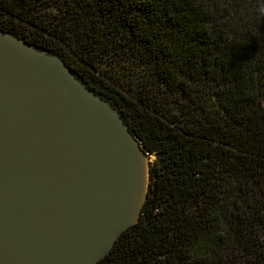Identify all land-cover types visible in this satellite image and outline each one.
I'll return each mask as SVG.
<instances>
[{
	"label": "trees",
	"instance_id": "1",
	"mask_svg": "<svg viewBox=\"0 0 264 264\" xmlns=\"http://www.w3.org/2000/svg\"><path fill=\"white\" fill-rule=\"evenodd\" d=\"M40 1L0 0V29L77 67L157 158L139 223L98 264H264V0H64L52 18ZM122 50L192 116L105 82Z\"/></svg>",
	"mask_w": 264,
	"mask_h": 264
},
{
	"label": "water",
	"instance_id": "2",
	"mask_svg": "<svg viewBox=\"0 0 264 264\" xmlns=\"http://www.w3.org/2000/svg\"><path fill=\"white\" fill-rule=\"evenodd\" d=\"M150 187V155L112 103L0 29V264H98Z\"/></svg>",
	"mask_w": 264,
	"mask_h": 264
},
{
	"label": "rangeland",
	"instance_id": "3",
	"mask_svg": "<svg viewBox=\"0 0 264 264\" xmlns=\"http://www.w3.org/2000/svg\"><path fill=\"white\" fill-rule=\"evenodd\" d=\"M39 6L36 15L55 14L60 13L62 7L64 8V0H41L36 3ZM4 18V17H3ZM26 23L22 24L23 27L31 28ZM129 52H127L128 54ZM123 50L120 54L111 53L109 56L104 57L101 64L99 65L103 79L110 86L119 89L122 93L127 94L129 97L135 95L134 98L138 97L141 92H145L146 87H150L153 91V100L157 105L164 106L165 109L171 111L172 114L189 115L192 116V108L195 107L189 98L184 96L178 97L177 93H171L168 87L161 85L158 87V83L155 85L152 81H148L145 76L150 74V71L145 69L140 70L139 64H135L125 59ZM75 65V64H74ZM77 68V67H76ZM102 77V76H100ZM149 89V88H148ZM206 96V95H205ZM155 155H150L151 164L156 160Z\"/></svg>",
	"mask_w": 264,
	"mask_h": 264
},
{
	"label": "flooded vegetation",
	"instance_id": "4",
	"mask_svg": "<svg viewBox=\"0 0 264 264\" xmlns=\"http://www.w3.org/2000/svg\"><path fill=\"white\" fill-rule=\"evenodd\" d=\"M61 11H63V9H61L60 10V13L58 12V13H55V14H49L48 16H49V18H52V17H56V16H62V14H61ZM50 35V34H49ZM20 38V37H19ZM22 39V38H21ZM24 40V39H23ZM65 55L66 56H64L67 60H70L71 58H70V55L69 54H67V53H65ZM57 56V55H56ZM58 57H60V56H58ZM61 59H63L62 57H60ZM77 58L78 59H81L79 56H77ZM75 59V58H74ZM64 60V59H63ZM65 61V60H64ZM66 62V61H65ZM67 64V63H66ZM71 69L72 68H74V69H76L75 68V66H73V67H70ZM77 70V69H76Z\"/></svg>",
	"mask_w": 264,
	"mask_h": 264
}]
</instances>
